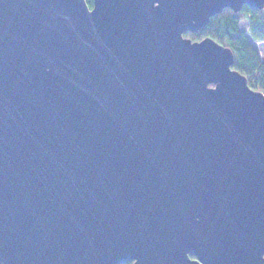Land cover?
Wrapping results in <instances>:
<instances>
[{"label": "water", "instance_id": "obj_1", "mask_svg": "<svg viewBox=\"0 0 264 264\" xmlns=\"http://www.w3.org/2000/svg\"><path fill=\"white\" fill-rule=\"evenodd\" d=\"M244 6L0 0V264H264V94L183 36Z\"/></svg>", "mask_w": 264, "mask_h": 264}, {"label": "trees", "instance_id": "obj_2", "mask_svg": "<svg viewBox=\"0 0 264 264\" xmlns=\"http://www.w3.org/2000/svg\"><path fill=\"white\" fill-rule=\"evenodd\" d=\"M89 7L91 0H86ZM264 10V9H263ZM244 6L234 13L224 9L210 18L208 24L194 33H184L192 42L211 38L218 44L229 48L234 55L232 70L247 79V85L264 94V60L260 58L254 42H264V11ZM248 21L247 33L240 29V24Z\"/></svg>", "mask_w": 264, "mask_h": 264}, {"label": "rangeland", "instance_id": "obj_3", "mask_svg": "<svg viewBox=\"0 0 264 264\" xmlns=\"http://www.w3.org/2000/svg\"><path fill=\"white\" fill-rule=\"evenodd\" d=\"M91 3H92V0H91ZM264 11V10H263ZM248 21H243L241 24H240V29L244 32L247 33L248 31ZM254 46L256 47V49L258 50L259 52V55H260V58L262 60H264V42L260 43V42H254L253 43Z\"/></svg>", "mask_w": 264, "mask_h": 264}, {"label": "flooded vegetation", "instance_id": "obj_4", "mask_svg": "<svg viewBox=\"0 0 264 264\" xmlns=\"http://www.w3.org/2000/svg\"><path fill=\"white\" fill-rule=\"evenodd\" d=\"M188 256H189V258H190L191 260H196V259H197V258H196L194 255H192V254H189Z\"/></svg>", "mask_w": 264, "mask_h": 264}]
</instances>
